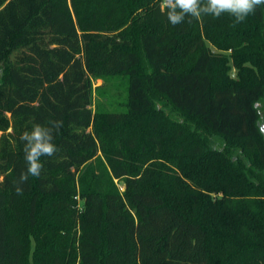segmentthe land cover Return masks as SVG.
<instances>
[{
	"label": "trees",
	"instance_id": "16d2710c",
	"mask_svg": "<svg viewBox=\"0 0 264 264\" xmlns=\"http://www.w3.org/2000/svg\"><path fill=\"white\" fill-rule=\"evenodd\" d=\"M200 16L0 0V264H264V4Z\"/></svg>",
	"mask_w": 264,
	"mask_h": 264
},
{
	"label": "clouds",
	"instance_id": "9594fccd",
	"mask_svg": "<svg viewBox=\"0 0 264 264\" xmlns=\"http://www.w3.org/2000/svg\"><path fill=\"white\" fill-rule=\"evenodd\" d=\"M264 4V0H163V6L167 9V15L173 25L183 19L185 14L199 19L200 12L210 13L213 17L218 18L222 13H230L237 18L236 22L243 21L244 18L254 12L257 5ZM170 9V11H169ZM35 145L31 149L28 159L32 161L30 172L38 176L40 165L36 163V158L42 154L49 156L55 151V146L41 142L39 131L34 133Z\"/></svg>",
	"mask_w": 264,
	"mask_h": 264
},
{
	"label": "rangeland",
	"instance_id": "374dc122",
	"mask_svg": "<svg viewBox=\"0 0 264 264\" xmlns=\"http://www.w3.org/2000/svg\"><path fill=\"white\" fill-rule=\"evenodd\" d=\"M104 87L103 91L105 90L107 94L99 95L98 88ZM127 89L128 83L124 78L113 79L105 82L104 80H95L94 81V97H93V104L92 109L96 111L98 108H102L104 110H108L111 112H116L118 110H125V104L127 102ZM259 110L261 112L262 118L261 123L264 124V99L259 102ZM169 115L173 118L184 121V119L177 114L176 112H172L167 109ZM211 146L214 148L221 149L224 147V141L217 136L210 137ZM122 187V185L120 184Z\"/></svg>",
	"mask_w": 264,
	"mask_h": 264
},
{
	"label": "water",
	"instance_id": "95a60500",
	"mask_svg": "<svg viewBox=\"0 0 264 264\" xmlns=\"http://www.w3.org/2000/svg\"><path fill=\"white\" fill-rule=\"evenodd\" d=\"M259 108V104L256 105ZM260 129H261V133L264 136V124H262L261 122L259 123Z\"/></svg>",
	"mask_w": 264,
	"mask_h": 264
}]
</instances>
